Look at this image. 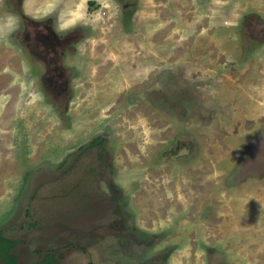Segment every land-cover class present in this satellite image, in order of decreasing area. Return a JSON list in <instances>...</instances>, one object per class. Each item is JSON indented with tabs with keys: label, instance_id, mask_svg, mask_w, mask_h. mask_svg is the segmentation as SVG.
Returning <instances> with one entry per match:
<instances>
[{
	"label": "rangeland",
	"instance_id": "374dc122",
	"mask_svg": "<svg viewBox=\"0 0 264 264\" xmlns=\"http://www.w3.org/2000/svg\"><path fill=\"white\" fill-rule=\"evenodd\" d=\"M99 1L88 4L97 23L68 54L75 78L65 118L38 89L43 68L22 45L23 24L0 41L26 61L21 80L37 88L35 101L33 89L21 92L7 130L1 116L16 90L0 93V132L12 149L0 226L30 204L58 217L22 230L43 212L29 220L18 213L9 230L18 240L6 243L21 264L46 254L58 264H264V176L235 179L246 143L264 150V0H185L180 10L175 0H127L134 6L124 15L113 0ZM15 3L5 0L0 13ZM5 65L0 90L12 74ZM159 77L157 95L128 103ZM179 130L196 145L186 159L164 158Z\"/></svg>",
	"mask_w": 264,
	"mask_h": 264
},
{
	"label": "flooded vegetation",
	"instance_id": "af4514ba",
	"mask_svg": "<svg viewBox=\"0 0 264 264\" xmlns=\"http://www.w3.org/2000/svg\"><path fill=\"white\" fill-rule=\"evenodd\" d=\"M93 1H96V2L93 3ZM113 1L116 3L117 7L119 6L121 10L120 13H122V15L126 14L127 8H130L131 5H133L132 3L127 2V0H113ZM18 3L19 4L21 3L20 7H18L17 5ZM92 3L94 4V6H97L98 4L101 3V1L92 0ZM22 4H23V0L22 1L16 0V3H15L16 8H14L15 11L21 15L25 23V28L23 32L18 33V36L22 41V45L27 50V52L30 54V56L33 59H35L37 62H39L43 68L42 69L43 74L41 78H38L41 84L38 89L39 90L42 89L43 91L42 90L41 91L44 92L43 93L44 95H47L49 98H51L54 102H56L59 105L58 107L60 108H57V111L60 113L59 116H61L62 118L63 117L65 118V115L69 111L68 109L69 104L74 95L72 80L73 78H75L73 77V74L70 73L69 68H68V64H69L67 62L68 54H71L76 50V44L80 43L81 40H83L82 38L86 30L85 28L78 27L75 30L67 34L61 33L59 35L56 33V31L53 28V22H54L53 18H48L46 21H43V22L34 21L30 19L29 17L24 16L21 10ZM103 7L105 8V10L101 14L104 15L103 16L105 19L104 22H106V24L108 25V5L103 4ZM41 26L44 29L43 31L41 30ZM29 28H31L32 30L30 31ZM4 51H6V49H3V50L0 49V60L2 61L3 64H6L5 72H7L8 70L12 71L13 69L10 67L9 63H12L13 59L6 57L5 55V54L7 55L10 54L12 50L10 49L7 50L5 54H4ZM13 51L17 53L15 49H13ZM13 71H12V74L10 73L4 74V77L5 78H9L10 76L15 77ZM33 95H34V99L36 100L37 94L35 93ZM64 106H65L64 111L60 112V110H62ZM127 129L129 130L130 128H127ZM187 136H188V132H186V130H179V133L177 137L174 139L173 143L169 144L165 149L162 150L161 152L162 156L164 158H173V159H177L178 157L184 158V159L188 158L189 152L192 151L191 147L196 145L195 144L196 139L194 136L193 138L189 137L187 139ZM100 139H101L100 141L103 140V138H100ZM110 140H111L110 136L106 137V141L108 143L105 142V148H108V152H109V145H111ZM99 143L97 144V146L99 145ZM152 148H153V151H157V148L159 147L157 144H154ZM182 156H185V157H182ZM22 193H20V196L22 198V202L24 203V198L21 195ZM73 206H74V202H72V207ZM40 211L43 212L42 214L43 218L39 217L42 220L35 219L29 223L27 222L26 224L20 225L22 226V230L30 229V228L32 229L38 228V229L43 230L45 229V227H43L46 224L45 221L51 224L53 223L55 218H58L56 217V215L50 214V211L46 212L45 209L43 210H40V209L37 210L36 208L34 209L32 207V204H30L24 210H20V211L17 210L16 214L14 215L15 218L10 217V219L5 221L4 224L1 225L0 240H4L5 242L6 240H18V239L11 238L9 236V234H11V231L9 230H11V228H16V226H13L12 222L18 217V213L19 215L21 214L24 219H28L26 218L28 217V215L30 217L34 213H37L40 215ZM37 214H36V218H37ZM83 216L84 214H80V213L75 216H72L74 219L73 221L78 225L79 222H81V219ZM14 248L15 247H10V251L13 252ZM73 248H76V247H73ZM77 249L81 251L82 253L86 252V248L77 247ZM48 255L49 254H46V257ZM55 259H56L55 264H58L57 258ZM0 261L2 264H5L2 259H0Z\"/></svg>",
	"mask_w": 264,
	"mask_h": 264
},
{
	"label": "clouds",
	"instance_id": "9594fccd",
	"mask_svg": "<svg viewBox=\"0 0 264 264\" xmlns=\"http://www.w3.org/2000/svg\"><path fill=\"white\" fill-rule=\"evenodd\" d=\"M88 4L89 0H23L21 10L24 16L37 22L53 18V28L60 35L78 27L94 28L97 21L95 14L89 12ZM0 7H5V0H0ZM22 24L24 30L25 23L18 12L0 13V41L9 42L15 33L21 31ZM41 30H44L42 26ZM261 210L264 213V203H261Z\"/></svg>",
	"mask_w": 264,
	"mask_h": 264
},
{
	"label": "crops",
	"instance_id": "0c3cea01",
	"mask_svg": "<svg viewBox=\"0 0 264 264\" xmlns=\"http://www.w3.org/2000/svg\"><path fill=\"white\" fill-rule=\"evenodd\" d=\"M171 0H168V2H170ZM175 6L180 10L182 9L183 5H185V0H175ZM172 3V1H171ZM115 22V21H114ZM111 25H114L113 27L116 26V24H114L113 22H110ZM117 27V26H116ZM11 54L16 56V60H13L12 63H9L10 67L14 70H12L14 72V76H10L9 78H3V85L1 87L0 93L3 91V88L7 87L9 88L10 91H12L13 89L16 90L15 93H13L12 95L9 96V102H10V106L7 110L4 109V105L2 107L3 110V114L1 116V121L4 123V125L7 127L6 130L9 128V126H11L13 123V119H12V115H13V111H16L17 107L19 106L20 108L22 107L21 104V92H23L24 90H28V87L30 89L34 90L36 89L35 83H31L30 82H26L24 81V79L21 80V78H23L25 76V73L23 72V70L26 69V61H22L18 56V54H16L14 51L11 52ZM18 55V56H17ZM7 76V75H6ZM30 85V86H29ZM33 92H29L28 95V99H33V101H35L34 99V93ZM5 134L3 132H0V156L3 160H2V164L0 166V182L1 184H3L2 186H4L5 188H7L6 186L9 185L10 183V178L8 176V168L10 165H12V161L10 160V158L8 159L7 153L10 152L12 149H8L6 148V143L7 141L5 140ZM2 144H4V148H2ZM145 146L149 147V144H145ZM15 149V148H13ZM1 152L3 154H1ZM8 162H9V166H8ZM15 174V173H14ZM12 178V176H11ZM5 183V185H4ZM11 184V183H10ZM8 190V189H7ZM227 226H222V228H233L234 230L237 229L236 226H233L232 224L229 225V222H226ZM1 227V226H0ZM220 227V231L224 237V231ZM217 240H221V239H217Z\"/></svg>",
	"mask_w": 264,
	"mask_h": 264
},
{
	"label": "water",
	"instance_id": "95a60500",
	"mask_svg": "<svg viewBox=\"0 0 264 264\" xmlns=\"http://www.w3.org/2000/svg\"><path fill=\"white\" fill-rule=\"evenodd\" d=\"M20 1H22V0H20ZM161 79L162 78H160V77L157 78V80L153 83L152 87L149 85V86L144 87L138 91L132 92L127 98L128 103L129 102L130 103H132V102L133 103H139V102L145 100L146 98L147 99L150 98L151 95H157L156 92L154 93L153 88L157 87L158 89H160ZM155 100L158 101V97ZM155 106L160 108L159 102H158V105H155ZM166 110H168V109H166ZM261 135H264V134H261ZM253 136L255 137V141H256L258 136H255V134H253V135L249 136L250 139H252ZM261 143H259V144H261ZM246 144H247L246 147H248L249 152H248V149H246V152H244V154L238 158V161L236 163L237 164V172H236L235 179L238 182H241L242 180L247 179V178L258 179V178H261L264 176V150H260L261 148H259V147L261 145H258L259 147H257V148L255 146V149L252 150L250 143L247 142ZM248 154L250 155L249 158H248Z\"/></svg>",
	"mask_w": 264,
	"mask_h": 264
},
{
	"label": "trees",
	"instance_id": "16d2710c",
	"mask_svg": "<svg viewBox=\"0 0 264 264\" xmlns=\"http://www.w3.org/2000/svg\"><path fill=\"white\" fill-rule=\"evenodd\" d=\"M15 246V242H13ZM10 245L4 241L0 240V259L4 261L5 264H21L18 257L15 253L10 251ZM55 256L53 254H49L47 257L45 256L44 260L39 261L36 264H55ZM94 264V263H91Z\"/></svg>",
	"mask_w": 264,
	"mask_h": 264
}]
</instances>
